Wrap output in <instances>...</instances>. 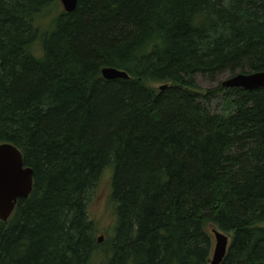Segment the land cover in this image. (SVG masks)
I'll list each match as a JSON object with an SVG mask.
<instances>
[{
    "label": "trees",
    "instance_id": "1",
    "mask_svg": "<svg viewBox=\"0 0 264 264\" xmlns=\"http://www.w3.org/2000/svg\"><path fill=\"white\" fill-rule=\"evenodd\" d=\"M56 1L0 0V144L33 172L0 264H209L214 227L220 264H264V88L195 80L264 71V0H77L49 18ZM109 166L98 242L87 206Z\"/></svg>",
    "mask_w": 264,
    "mask_h": 264
},
{
    "label": "water",
    "instance_id": "2",
    "mask_svg": "<svg viewBox=\"0 0 264 264\" xmlns=\"http://www.w3.org/2000/svg\"><path fill=\"white\" fill-rule=\"evenodd\" d=\"M66 13L73 12L77 0H59ZM106 80L128 79L125 71L106 67L101 70ZM223 88H242L252 90L264 88V71L252 73H238L229 76L222 83ZM164 87V86H163ZM161 87V88H163ZM33 172L23 163L21 152L12 144H0V220L6 222L12 215L19 199L27 198L32 190ZM214 248L209 264H220L229 246V236L219 229H212ZM103 240L98 238V242Z\"/></svg>",
    "mask_w": 264,
    "mask_h": 264
},
{
    "label": "rangeland",
    "instance_id": "3",
    "mask_svg": "<svg viewBox=\"0 0 264 264\" xmlns=\"http://www.w3.org/2000/svg\"><path fill=\"white\" fill-rule=\"evenodd\" d=\"M56 3L57 6L52 7L49 18L52 17L51 15L55 14L56 10H63L60 1L57 0ZM229 76L228 73H222L213 78H209L202 74H196L195 80L199 90L204 92L208 89L216 88ZM222 105L223 99L221 94L211 99L208 103L210 111L215 114H220L222 112ZM112 173V166H109L99 179L87 206L89 216L98 229L97 236H103L105 239L112 234V230L116 223L115 205L111 201Z\"/></svg>",
    "mask_w": 264,
    "mask_h": 264
},
{
    "label": "bare ground",
    "instance_id": "4",
    "mask_svg": "<svg viewBox=\"0 0 264 264\" xmlns=\"http://www.w3.org/2000/svg\"><path fill=\"white\" fill-rule=\"evenodd\" d=\"M172 81V80H171ZM177 86V85H176Z\"/></svg>",
    "mask_w": 264,
    "mask_h": 264
}]
</instances>
